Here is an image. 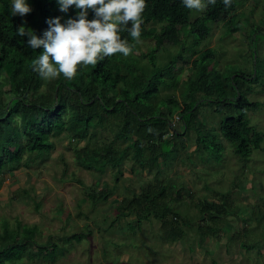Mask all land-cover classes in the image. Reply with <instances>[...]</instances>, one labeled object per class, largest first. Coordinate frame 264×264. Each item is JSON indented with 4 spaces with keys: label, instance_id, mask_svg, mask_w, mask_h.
Listing matches in <instances>:
<instances>
[{
    "label": "trees",
    "instance_id": "obj_1",
    "mask_svg": "<svg viewBox=\"0 0 264 264\" xmlns=\"http://www.w3.org/2000/svg\"><path fill=\"white\" fill-rule=\"evenodd\" d=\"M247 1L230 0L225 6L224 0H215L189 21L191 9L182 0H146L140 40L153 39L154 51L165 49L166 45L182 43L183 29L192 38L188 55L183 54L181 47L166 62L156 65L152 53L149 62L142 65L133 55L124 57L117 52L95 65L78 67L74 78L61 73L57 78L44 79L32 68L42 46L32 49L27 44L28 37L20 36L18 29L27 26L42 35L49 27L48 18L61 16L63 22L78 10L73 6L62 12L57 0H29L32 11L15 18L10 10L11 0H0V174L30 168L35 161L44 160L55 145L52 138L62 133L69 138L77 165L98 174L110 168L115 180L123 174L122 166L127 160L138 168L160 173L162 166H168L185 148L184 136L191 128L197 132L195 148L216 157L223 148L217 134L205 123L195 124L199 108L206 102L214 111L223 112L220 135L231 144L234 154L241 159L249 157L263 140V133L250 125L248 117V112L259 103L242 92L243 82L237 80V74L224 76L211 67L214 48H192L209 35L216 22H224L228 31L238 30L237 25H232L236 17L231 14ZM93 16L94 12L89 10V18ZM260 29L257 25L252 31L264 36ZM121 34L128 38L133 51L138 49L140 40L136 41L127 31ZM187 57L191 72L180 82V74L175 76L174 69L178 60L187 61ZM5 84L8 89H1ZM159 87L180 89V96L161 97ZM81 140L85 141L83 146L77 144ZM114 188L90 187L86 195L98 202L106 200ZM181 200L184 198L174 183L150 182L115 204L116 217L130 215L137 224L154 217L161 221L164 233L171 239L181 238L183 225L191 224L196 225L199 242L219 236V223L229 214L227 199L195 202L202 215V222L196 224L182 217L175 207ZM243 231L246 235V229ZM35 235V226L18 224L9 228L3 223L0 264H20L25 256L46 259L48 253L64 254V244L50 238L39 242ZM84 235L73 233L64 239L79 242ZM230 237V241L234 240ZM239 244L249 249L255 243L242 240Z\"/></svg>",
    "mask_w": 264,
    "mask_h": 264
},
{
    "label": "rangeland",
    "instance_id": "obj_2",
    "mask_svg": "<svg viewBox=\"0 0 264 264\" xmlns=\"http://www.w3.org/2000/svg\"><path fill=\"white\" fill-rule=\"evenodd\" d=\"M204 10L191 9L189 21ZM231 15L236 17L232 25H237L238 30L228 31L224 22H216L209 35L192 48H214L211 67L224 76L237 74V80L243 82L242 92L259 103L248 117L250 125L263 133L260 148L252 150L246 159L234 154L231 144L220 135L223 112L214 111L210 102L200 106L195 124L205 123L217 134V141L223 146L219 155L197 150V132L191 128L184 136L185 148L158 174L154 169L133 166L129 160L124 162L118 180L110 168L98 174L76 164L64 133L55 136V145L44 160L35 161L30 168L0 174V235L3 223L9 228L26 224L35 226V239L39 242L50 238L65 246L64 254L48 253L46 259L25 256L20 264H264V36L252 31L253 26L259 25L258 31L264 33V0H248ZM14 16L18 18L19 14ZM180 35L181 44L155 51L153 39L140 40L138 49L130 54L142 65L149 62L152 53L156 65L166 62L181 47L183 54L188 55L192 38L183 29ZM190 63L188 57L187 61L176 62L174 75L180 74V82L191 72ZM159 88L161 97L180 96V89ZM1 89H8V85ZM77 144L83 146L85 141ZM159 180L172 182L180 189L184 200L174 205L182 217L195 224L202 222L195 202L227 199L229 214L219 223V236L199 242L196 225L191 224L183 225L181 238L171 239L154 217L140 224L130 215L116 217L115 204L123 196ZM107 185L115 188L106 200L92 202L86 195L87 188ZM73 233H83L85 237L79 242L64 239ZM230 235L234 240H229ZM242 240L255 244L245 249L239 244Z\"/></svg>",
    "mask_w": 264,
    "mask_h": 264
},
{
    "label": "clouds",
    "instance_id": "obj_3",
    "mask_svg": "<svg viewBox=\"0 0 264 264\" xmlns=\"http://www.w3.org/2000/svg\"><path fill=\"white\" fill-rule=\"evenodd\" d=\"M188 9L202 10L215 0H182ZM62 12L75 7L74 16L62 22L61 16L48 18L49 27L38 35L31 27L21 26L20 36H27L32 49L42 46V51L32 61V68L44 79H54L63 74L74 78L78 67L95 65L106 56L133 51L122 31L139 41L146 0H57ZM225 6L230 0H224ZM13 15L32 11L29 0H11ZM89 10L94 16L89 18ZM131 22V23H129Z\"/></svg>",
    "mask_w": 264,
    "mask_h": 264
}]
</instances>
